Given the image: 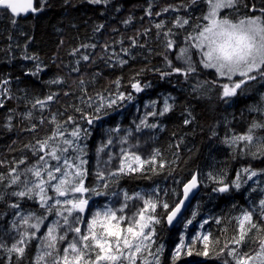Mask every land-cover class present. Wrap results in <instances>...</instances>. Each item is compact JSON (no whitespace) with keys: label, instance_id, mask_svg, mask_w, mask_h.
I'll return each instance as SVG.
<instances>
[{"label":"trees","instance_id":"trees-1","mask_svg":"<svg viewBox=\"0 0 264 264\" xmlns=\"http://www.w3.org/2000/svg\"><path fill=\"white\" fill-rule=\"evenodd\" d=\"M258 1L264 4V0ZM245 2L251 4L253 0ZM159 3L155 0H110L105 6L89 4L87 0H47L42 5L41 0H35L36 8L43 7V10L15 17V24L11 23L10 12L0 10V81L10 82L3 87L11 96L4 98V107L0 108V162H3L0 174H6L22 158L26 159V164H21L20 169L36 163V156L28 146L50 134L52 117L70 130L72 122L65 123L69 117L85 129L86 118H81V112L99 115L101 118L96 120L93 132L80 140L86 160L84 186L90 189L89 193L94 196L96 192L108 194L115 190L131 196L144 189L159 188L162 201L169 204L168 210L158 211L160 222L155 224L153 249L161 250L159 264H223L225 259L231 258L226 251L219 256L217 252L238 234L236 218L246 210H252L254 219L258 218L263 194L255 187V190L250 189L255 186L252 182L241 191L233 189L220 193L215 190L220 185L213 178H223L225 183H230L244 168L264 170V154H259L258 159L250 152L244 155L224 143L226 138L245 134L253 121L264 123V79L258 77L242 85L237 95L222 98L221 85L231 82L220 79L213 70L204 69L196 50L191 48L189 54L197 71L187 78L179 74L161 78L162 72L171 71L167 59L172 60L173 66H187L183 60L176 59L178 51L165 48L166 40L184 47L187 34H194L196 24L202 22L204 10L190 14L192 8H187L190 0H168L164 7L170 10L164 24L151 22L149 18L157 16V9L164 8ZM239 7L241 15L252 13ZM171 8L179 9V13ZM149 9L151 16L147 15ZM184 18L189 24L177 27L176 20ZM156 23H162L163 27L157 29ZM99 25L103 28H98ZM169 29L171 32L165 37L163 33ZM124 49L128 55H124ZM115 54L127 63L121 66ZM83 55H88L89 59L83 60ZM37 65L42 70L36 75L30 74L36 72ZM117 80L119 85L115 83ZM134 82H139L143 91L136 92L131 87ZM48 94H55L54 99L44 109L32 107L36 99H46ZM118 94L132 98L118 100ZM166 97L170 98L172 109L163 116L151 115L159 112ZM110 99H117V102L108 107ZM98 103L105 104L101 113L94 112ZM9 116L10 129L5 127ZM185 119L191 123L185 124ZM141 121L157 127H146ZM33 124L37 126L35 132L26 130ZM125 135L132 147L131 154L150 160L158 153L157 162L145 164L135 172L129 173L126 167L123 173L119 172L118 160L110 161L109 154L113 152L112 147L116 155L121 154L119 141ZM160 162H164V168L159 167ZM196 172L202 188L185 215L192 223L181 236L179 230L167 225L166 216L181 199L183 185ZM6 184L7 179L0 183V196L3 197L0 199V238L11 247L9 235L15 211L9 205L18 198L11 195L14 186L6 187ZM250 194L254 198L251 199ZM106 201L105 197L98 198L97 207H103ZM20 207L24 211L42 212L36 202L27 199L20 201ZM204 220L208 223L201 228ZM209 233L210 239L218 240L219 244L210 245L209 256L205 257L198 254L204 242H193V238ZM255 233L253 229L248 234L240 245L241 252H252L258 245ZM182 238L184 247L174 261ZM189 249L191 255L187 254ZM37 251V240L30 241L19 260L15 254L10 259L9 253L0 249V264H35Z\"/></svg>","mask_w":264,"mask_h":264},{"label":"snow or ice","instance_id":"snow-or-ice-1","mask_svg":"<svg viewBox=\"0 0 264 264\" xmlns=\"http://www.w3.org/2000/svg\"><path fill=\"white\" fill-rule=\"evenodd\" d=\"M47 0H41V4H45ZM89 4L105 5L110 0H87ZM192 4H196L199 0H190ZM206 4V9L200 18L201 22L196 24L194 33H188L185 39V46L179 47L174 44L173 40H166L165 48L178 51L176 59L183 60L186 67L173 66L172 60L167 59L170 72H162L161 78L179 74L187 78L190 74L197 71V67L192 61L189 54V49L196 50L199 56V64L204 69H213L215 74L221 78H225L232 83L230 87L228 83L221 85L222 98H229L237 95V89H241L242 85L249 81L256 80L258 77L264 79V4L256 7L253 3H246L245 0H202ZM249 9L253 15L245 13L237 21H233L229 17L239 13L240 7ZM232 9L233 12L221 15V10ZM0 10L6 13L10 12L11 23L15 24L17 21L15 17L21 16L29 12H39L43 7L36 8L33 6V0H0ZM118 10V9H117ZM165 8L164 11H169ZM176 11V8H171ZM259 13V14H255ZM147 15L151 16L149 9ZM161 15V13H157ZM128 23V21H125ZM189 24L187 18L177 19L176 26L183 27ZM155 27L161 29L162 23H156ZM98 28H103L99 25ZM171 30L164 32L163 35L167 37ZM135 44V40H133ZM83 47H89L84 45ZM90 47H95L91 45ZM124 55H128L126 49L122 50ZM36 59L35 57H26ZM113 57H109L111 60ZM88 55H83V60L87 61ZM115 59L122 66L127 63L118 54H115ZM42 69L37 65L36 72L30 73L32 75L38 74ZM78 71V69H76ZM234 77L240 79L234 80ZM7 80L0 81V108L4 107V98H11L9 90L3 85L8 84ZM52 83H60V81H52ZM83 81H80L81 86ZM119 85V80L115 82ZM150 85H144L148 87ZM131 87L136 91H143V87L139 82L132 83ZM67 94V93H66ZM54 95H49L46 99H36L32 104L33 108L44 109L48 102L54 99ZM129 95L125 97L123 94H118V100L131 99ZM101 101L104 97H100ZM117 99H110L107 101V106L111 107L117 102ZM168 97L163 100V105L159 112H152L151 115L163 116L172 109ZM227 102V101H226ZM89 107H92L89 104ZM104 103L95 105L94 112L101 113L104 109ZM80 111L79 109H77ZM31 112L28 117L31 118ZM81 118H86V122L91 125L101 117L99 115L85 114L81 112ZM43 123V119L40 121ZM72 122L73 127L69 130L60 124L55 117H52L50 123L53 128L50 134L43 139H38L35 144H32L30 150L36 156V163L20 169L21 164H26V159L15 162V166L11 167L6 174H0V183H4L7 179L6 187L16 186V189L11 192L12 196L17 197V201L11 203L9 206L13 209H20V201L27 199L39 204L41 209H44L45 214H36L35 212L15 213V219L12 221L13 230L17 235L13 237L11 247H8L0 238V249L5 250L11 255L15 254L17 260L22 258L25 249L33 239H39L40 252L37 254L35 264H152V261L147 260V255H152L149 250L151 238L155 234L153 224L159 223V219L152 215L158 206L157 200L151 194L135 193L129 195L124 193L125 203L119 208L114 209L105 207L101 211H96L92 214L90 220H84L83 214L88 206L89 200L85 197V193L90 189L84 186L85 171L82 165L86 163L81 158L84 152V147L80 145L79 141L84 136H87V129H82L77 124L73 117H69L65 123ZM185 124L191 123V120L185 119ZM146 127L155 128L156 124H146L141 121ZM5 127L11 128V116L9 122ZM36 125H31L28 131H36ZM264 127V123L253 121L247 132L243 135H234L231 138H226L224 143L232 148H240L244 151L254 141H257L255 147L257 152L252 153L253 156L257 154H264V139H258L255 136V129ZM111 141H109L110 143ZM122 142L127 143V138H122ZM242 145V147H241ZM123 151V150H122ZM150 160L141 159L135 153L130 154V158L135 162L137 167L122 163L119 172L123 173L125 167L129 173L135 172L138 169H143L145 164H155L157 162L156 156ZM129 158V154L125 153V161ZM55 161V163H52ZM79 161V162H77ZM3 162H0L2 164ZM160 168H164V162L159 163ZM246 174L247 180H251L257 176L255 170L245 168L242 170ZM115 175V173H113ZM214 181L220 186L215 189L220 193H229L230 188L239 190L241 187V174L238 173L236 180L230 183H225L224 179H215ZM197 179L192 177L191 181L184 185V199H187L188 193L192 188L196 187ZM107 185H104L106 187ZM255 190V189H253ZM91 191H95L92 189ZM49 192L55 195H49ZM79 194V195H77ZM100 195V192H96ZM3 197L0 196V199ZM137 199L142 201V206L131 216L126 217L124 209L128 206L127 201ZM184 206V201L179 200L175 202L171 210L167 214V221L172 224L177 220L181 214V208ZM163 208L168 210L169 204L164 203ZM260 216L254 219L255 213L252 210L244 211L238 221V234L233 236L231 240L226 242L222 248L217 252V256L223 255L225 251L231 260L225 259L223 264H264V199L259 201ZM118 213H121L118 215ZM53 215L56 219L48 224V216ZM127 220L124 227L121 225ZM219 223V220L215 221ZM191 224L192 221L187 222ZM208 220H204L200 225L201 228L207 224ZM85 224L86 231H82L79 225ZM46 230L38 236L41 228ZM255 229L259 243L252 252H241L240 245H242L248 234ZM147 230V231H146ZM69 233H74L69 238ZM211 234H202L194 237L195 240H202L204 242L203 249L198 253L205 257L209 256L210 245L219 244L218 240H211ZM66 242V243H65ZM63 244L64 247H60ZM234 245V246H233ZM162 247V246H161ZM184 247L183 238L181 239L180 247H177L174 261L180 256L181 248ZM191 255V250L187 252ZM155 264H159L158 259L153 257Z\"/></svg>","mask_w":264,"mask_h":264},{"label":"rangeland","instance_id":"rangeland-1","mask_svg":"<svg viewBox=\"0 0 264 264\" xmlns=\"http://www.w3.org/2000/svg\"><path fill=\"white\" fill-rule=\"evenodd\" d=\"M155 1H157V2H159L160 1V3H159V5H163V7H164V4H166V3H168V0H155ZM170 2V1H169ZM255 3V2H254ZM181 6V5H180ZM185 6V5H184ZM181 7H183V6H181ZM257 7V6H256ZM166 7H164V8H162V10L160 11V9L158 8L157 9V12L158 13H161V15H157V16H151L150 18H149V20L151 21V22H162L163 24H164V22H165V20H166V18H165V16H166V14H167V12H165L164 11V9H165ZM187 8H192V12L190 13V14H194L195 12H198V11H202V10H205L206 9V4L205 3H203L202 2V0H199V2L198 3H196V4H194V6L192 7V3H191V5L189 6L188 5V7ZM173 11V10H172ZM245 11V10H244ZM173 12H175V13H179V9H177L176 11H173ZM229 12H233V10L232 9H223V10H221V15L223 16V15H225L226 13H229ZM241 13V10L239 11V13L238 14H236L235 12H233V15L232 16H230L229 18L230 19H233V21L235 22V21H237L241 16H244V15H241L240 14ZM248 15H253L252 13L250 14V13H248ZM161 17H163V18H161ZM202 23V22H201ZM195 34V33H194ZM209 70H213V69H209ZM214 72H215V70H213ZM220 79H224V80H226L225 78H221V77H219ZM239 77H234V80H237ZM240 79V78H239ZM253 81V80H252ZM228 82H230V81H228ZM250 82V81H249ZM263 83H264V81H263ZM229 84V86L231 87L232 86V83H228ZM255 84H257V83H255ZM258 86V84L255 86V87H257ZM238 90V89H237ZM264 109V108H263ZM262 114H264V110H262ZM97 122H95V123H93V124H91V125H89L87 122H86V128L85 129H87V132H93V126L96 124ZM263 132H264V127H261V128H257V129H255V136L258 138V139H264V135H263ZM82 136H84L83 135V133L81 134ZM125 137L127 138V143H124V142H122V138H124V137H121V140L119 141L120 142V144H119V146H120V148H119V152L121 153L120 155H116V153H114V150H113V147H112V151L113 152H110V154H109V160L110 161H113V160H118V164H117V166L119 165V166H121V164L122 163H126V165H128V164H130V165H132V167H137L138 168V166L135 164V162L134 161H132L131 160V158H130V154H131V150H132V147H131V145L129 144V142H128V137H127V135H125ZM84 138H85V136H84ZM256 142L257 141H254V143H253V145H250L247 149H245L243 152L242 151H240L242 154H246V153H249L250 152V154L252 155V153H254V152H257V149H256V147H255V144H256ZM79 143H80V141H79ZM112 144V142H110V144L109 145H111ZM81 146H83L82 144H81ZM241 147H242V145H241ZM236 149H239L240 150V148H236ZM123 150V151H122ZM125 153H128L129 154V158L127 159V161H125ZM253 156V155H252ZM256 157L259 159L261 156L259 155V154H257L256 155ZM81 158L83 159V160H85V156H84V153H82L81 154ZM253 158V157H252ZM99 159H101L100 158V156H99V158H98V160ZM86 161V160H85ZM77 162H79V161H77ZM52 163H55V161L54 162H52ZM82 168L84 169V171H85V164H83L82 165ZM245 169V168H244ZM126 170H127V167H126ZM243 170V169H242ZM240 171L239 173L241 174V187H240V189L239 190H236L235 188H230V191H232L233 189L234 190H236V191H241V189H243L244 187H245V185L246 184H248V183H254V184H252V185H255V186H252L250 189L251 190H253L254 189V187L255 188H257V189H259L260 191H262V194H263V198L262 199H264V170H260V171H257V173H258V175L257 176H255V177H253L251 180H247V178H246V174H243V171ZM251 170H253V169H251ZM85 175V174H84ZM236 177H237V175H236ZM83 179H84V177H83ZM235 180H236V178H235ZM85 183V182H84ZM6 189H8V188H6ZM16 189V186H14V188L13 189H11V192L13 191V190H15ZM101 194L100 195H97V194H95L94 196H92V193H89V192H87V193H85L84 195H85V197H87L88 198V200H89V203H88V206H87V208H86V210H85V212L83 213V214H81L82 216H83V219L84 220H90L91 219V216H92V214L94 213V212H96V211H101V210H103L106 206L107 207H111V208H114V209H119L124 203H125V200H124V193H126V192H124V191H110L108 194H106V192H100ZM139 193H144V194H151L156 200H157V204H158V206H157V208H156V211L154 212V213H151L152 215H154V216H156L157 217V215H158V211H160V209L161 208H163V204H164V201H162V199H163V194L161 193V191L159 190V188H157V187H154V188H150V189H144V190H141ZM49 195H55L54 193H52V192H49ZM77 195H79V194H77ZM251 196H252V194H250ZM249 196V194L247 193V197ZM100 197H105L106 198V203H105V205L103 206V207H97V205H96V200L98 199V198H100ZM251 199L252 198H254V196H252V197H250ZM32 201V200H31ZM38 204V203H37ZM127 204H128V206L124 209V213H122L123 215H125L126 217H128V216H131L132 214H134L136 211H138L139 209H140V207L142 206V201L141 200H137V199H132V200H129V201H127ZM39 205V204H38ZM21 208V207H20ZM13 209V208H12ZM14 211H15V213H17V212H22V213H29V212H35L36 214H45L44 213V209H42V212H38V211H34V210H27V211H24V210H21V209H13ZM14 213V214H15ZM121 213H118V215H120ZM16 217H15V215H13V217H12V219L14 220ZM54 219H56V217L55 216H53V215H49L48 216V220H46L45 221V224H48L49 222H51L52 220H54ZM190 219L187 217V216H185L180 222H179V224H178V226L176 227V230H179L180 231V235L181 236H183V234H184V230H185V228L189 225L187 222L189 221ZM127 224V220H125L124 221V223L121 225V227H124L125 225ZM80 227H81V230L82 231H86V225L85 224H81V225H79ZM152 227H154L155 228V224H153L152 225ZM46 229L45 228H41V232L40 233H38L37 235L38 236H40L41 234H43V232L45 231ZM147 231V230H146ZM10 235H9V238H10V240H11V243H13V237H15L16 235H17V233H16V231L15 230H13V226H12V222H11V229H10ZM73 235H75L74 233H69V238H71ZM33 240H37V242H38V251H37V254L40 252V241H39V239H33ZM151 240H152V242L150 243V247H149V250H150V252L152 253V255H147V253H144V255H146L147 256V260H149V261H152V264H155V260L153 259V257H155L156 259H158V261H159V258H160V256H161V250H160V248H155V249H153L154 247H153V244H154V235L152 236V238H151ZM32 241V240H31ZM66 243V242H65ZM60 247L62 248V247H64V245L63 244H61L60 245ZM257 247V246H256ZM256 247L254 248V249H256ZM36 257H37V255H36ZM36 261V260H35ZM138 264H139V261H138Z\"/></svg>","mask_w":264,"mask_h":264},{"label":"water","instance_id":"water-1","mask_svg":"<svg viewBox=\"0 0 264 264\" xmlns=\"http://www.w3.org/2000/svg\"><path fill=\"white\" fill-rule=\"evenodd\" d=\"M33 6L36 7L35 0H33ZM32 13H34V12L21 14V16H28ZM193 176H195L197 179V185H196V187L192 188L191 191L188 193L186 200L184 199V195H183V192H184V186H183L182 196H181L180 200L184 201V206L181 208V214L178 216L177 220H174L172 222V224H169L167 221V216H166V223L172 229L176 228L178 226L179 222L185 217L186 213L191 208V206L193 205V203L195 202L196 198L198 197V195L201 191V183H200L199 173L196 172ZM191 179L186 184H188L191 181Z\"/></svg>","mask_w":264,"mask_h":264},{"label":"flooded vegetation","instance_id":"flooded-vegetation-1","mask_svg":"<svg viewBox=\"0 0 264 264\" xmlns=\"http://www.w3.org/2000/svg\"><path fill=\"white\" fill-rule=\"evenodd\" d=\"M254 2H255V5H256L257 7H260L261 4H262V3H260L258 0H254ZM255 14H259V13H255Z\"/></svg>","mask_w":264,"mask_h":264},{"label":"bare ground","instance_id":"bare-ground-1","mask_svg":"<svg viewBox=\"0 0 264 264\" xmlns=\"http://www.w3.org/2000/svg\"><path fill=\"white\" fill-rule=\"evenodd\" d=\"M31 72H32V71H31ZM29 75H30V74H29ZM31 76H32V75H31ZM0 78H1V77H0ZM8 79H9V78H8ZM10 79H11V78H10ZM1 80H2V79H1ZM5 80H6V79H5ZM9 83H10V82H9ZM8 85H9V84H8ZM4 86H5V85H4ZM48 95H49V94H48ZM45 98H46V97H45ZM56 100H57V99H56ZM48 107H49V106H48ZM95 122H96V120H95L93 123H95ZM249 126H250V125H248V127H249ZM192 177H193V176H192ZM192 177H191V178H192ZM191 178H190V179H191ZM199 178H200V177H199ZM190 179H189V180H190ZM189 180H188V181H189ZM188 181H187V182H188ZM187 182H186V183H187ZM186 183H185V184H186ZM200 183H201V182H200ZM185 184H184V185H185ZM184 185H183V186H184ZM201 188H202V187H201ZM4 189H5V188H4ZM2 214H3V213H2Z\"/></svg>","mask_w":264,"mask_h":264}]
</instances>
